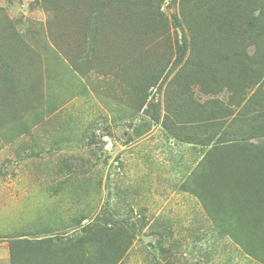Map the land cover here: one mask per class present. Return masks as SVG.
<instances>
[{
    "label": "rangeland",
    "instance_id": "374dc122",
    "mask_svg": "<svg viewBox=\"0 0 264 264\" xmlns=\"http://www.w3.org/2000/svg\"><path fill=\"white\" fill-rule=\"evenodd\" d=\"M257 8L0 0V264H13L15 240L44 238L49 255L38 249L14 264H264V242L255 258L257 245L247 249L215 223L227 213L214 190L241 174L245 149L216 155L185 139L209 137L212 117L223 124L218 139L251 108L246 99L231 106L225 90L213 94L178 60L183 40L200 43L201 31L216 52L248 46ZM219 63L218 82H237L234 65ZM260 82L264 92V74Z\"/></svg>",
    "mask_w": 264,
    "mask_h": 264
},
{
    "label": "trees",
    "instance_id": "16d2710c",
    "mask_svg": "<svg viewBox=\"0 0 264 264\" xmlns=\"http://www.w3.org/2000/svg\"><path fill=\"white\" fill-rule=\"evenodd\" d=\"M260 1L262 0H254V3H257L261 8H257L259 11L258 15L251 16L247 24L248 28H251L250 32L253 31L254 33V42L248 46L246 44L244 48L240 44L238 50H231L228 54L227 52H216L220 50H218L216 45L214 46L209 42L208 37L203 36L204 31H201L202 39L201 41L199 40L200 43L198 41L195 42L194 36L183 40L184 42L180 48L182 52L178 58L179 65L183 63L182 68L185 70L189 68L197 73L199 77L206 76L211 81L210 86L213 89H211L213 94H218L225 90L231 106L232 103L241 105L246 102L245 107L247 109L251 108L245 114H241L234 119L230 118L227 126L230 131L225 130L218 139H216V136L220 133L219 131H221L220 128L223 124L216 117H212L210 126H207V129L214 131L213 133L209 132V137L199 138L200 136L192 134L185 139L207 147L213 145L210 147V152L216 155H222L224 149L227 151L236 148L240 149V147L245 149V154L243 153L239 157L243 159V166L241 169H237L241 174L237 178L228 179L227 185L223 187L218 185L216 190H214V195L217 194V198L222 197L221 201L224 202L222 205L223 211L227 213L223 220L215 223L219 225L224 222L221 233L231 234L236 242L243 246L245 245L247 249L250 246L257 245V249L252 252L255 258L260 253V246L257 241L259 243L264 242V92L261 89L260 82L264 74V57L260 48L261 43L264 41V23L261 21L264 20V8L259 3ZM102 7L105 8L106 6L102 5ZM252 21H256L257 24L253 25ZM181 28L184 29L183 26ZM90 30L95 31L94 28ZM199 35L195 36L196 39H199ZM235 36L238 42V36ZM218 45L221 44L218 43ZM250 46L256 49V53L251 57L243 50L241 51L242 48L245 49V47ZM96 47H99V45L96 44ZM212 51L214 53L211 54ZM188 52L187 59H184ZM220 57L223 61H229L230 66L234 65V71L238 74L237 82H218L224 78L221 72L222 66H217L220 64ZM215 67H218V69ZM142 71L144 72V69ZM153 81L152 76H147L146 82ZM226 117L229 118L230 115L221 119L225 123H227ZM166 120L168 121L170 118L166 117ZM166 128L169 132H173L168 126ZM239 128L242 129V133ZM215 139L216 141L212 142ZM252 139H259L260 142L258 144L251 143ZM211 163L217 164V160H212ZM222 171L224 175L231 177L226 169H222ZM212 219L217 220L218 216H212ZM50 246L52 247L53 245L49 238L36 241L15 240L10 248L13 264L15 258L18 261L21 256L32 261L35 259L32 258L33 254L38 249L45 251V254L49 255L51 252ZM72 249H74L73 246H71L69 253H72ZM80 260L81 258L77 259L78 262Z\"/></svg>",
    "mask_w": 264,
    "mask_h": 264
}]
</instances>
